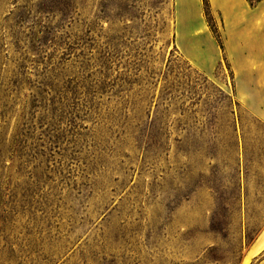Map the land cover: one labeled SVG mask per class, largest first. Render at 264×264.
Masks as SVG:
<instances>
[{"label":"rangeland","instance_id":"obj_1","mask_svg":"<svg viewBox=\"0 0 264 264\" xmlns=\"http://www.w3.org/2000/svg\"><path fill=\"white\" fill-rule=\"evenodd\" d=\"M175 28L174 0H0V264H243L264 121Z\"/></svg>","mask_w":264,"mask_h":264},{"label":"crops","instance_id":"obj_2","mask_svg":"<svg viewBox=\"0 0 264 264\" xmlns=\"http://www.w3.org/2000/svg\"><path fill=\"white\" fill-rule=\"evenodd\" d=\"M208 3L220 29L223 47L210 27L204 0H174L178 46L208 75L227 60L233 72L236 98L264 121V0H208ZM249 254L248 264H264V229L245 258Z\"/></svg>","mask_w":264,"mask_h":264},{"label":"trees","instance_id":"obj_3","mask_svg":"<svg viewBox=\"0 0 264 264\" xmlns=\"http://www.w3.org/2000/svg\"><path fill=\"white\" fill-rule=\"evenodd\" d=\"M204 3H205V10H206V14H207V18H208V22L210 24V27L212 28L214 33L218 36L219 42H220L221 46L223 47L222 40H221L220 36L217 34L216 22L214 20V17L211 14V10H210L208 0H204Z\"/></svg>","mask_w":264,"mask_h":264},{"label":"bare ground","instance_id":"obj_4","mask_svg":"<svg viewBox=\"0 0 264 264\" xmlns=\"http://www.w3.org/2000/svg\"><path fill=\"white\" fill-rule=\"evenodd\" d=\"M249 259H250V254L247 255V257L244 260V264H248L249 263Z\"/></svg>","mask_w":264,"mask_h":264}]
</instances>
